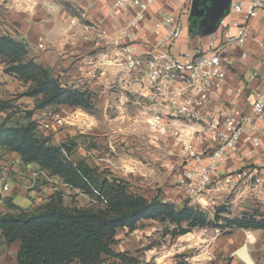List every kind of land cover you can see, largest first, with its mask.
I'll list each match as a JSON object with an SVG mask.
<instances>
[{"label":"built area","instance_id":"obj_1","mask_svg":"<svg viewBox=\"0 0 264 264\" xmlns=\"http://www.w3.org/2000/svg\"><path fill=\"white\" fill-rule=\"evenodd\" d=\"M191 1L111 0L107 16L127 18L110 41L114 50L103 44L108 31L102 19L91 23L72 19L68 28L72 37L75 25L89 29L100 48L97 57L86 62L89 78L106 77L113 68L140 85L139 91L131 90L139 95L134 103L150 132L175 148L176 182L187 197L214 204L221 194L243 185L264 194V151L260 162L229 168L233 158L252 156L264 136V0H231L215 31L192 35L195 41L176 52L174 48L188 37L184 18ZM158 2L169 3L170 8L153 10ZM78 12L79 18H86L84 11ZM249 42L258 49L252 57L262 70L254 67L240 74L234 62L237 54L248 58ZM40 113L35 121L43 130L66 123L58 113ZM5 170L0 168V212L10 190ZM39 178L71 187L40 167L33 170L26 187L34 189Z\"/></svg>","mask_w":264,"mask_h":264},{"label":"rangeland","instance_id":"obj_2","mask_svg":"<svg viewBox=\"0 0 264 264\" xmlns=\"http://www.w3.org/2000/svg\"><path fill=\"white\" fill-rule=\"evenodd\" d=\"M36 1L39 8L45 5L41 2L42 0ZM68 7L70 8L71 5ZM0 34L3 33L0 32ZM8 36L23 46V52L17 51L18 57H9L7 52L1 53L0 64L3 70L16 65L18 62L34 61L33 53L23 40L16 36ZM39 48L43 49V47ZM37 75L40 73L37 72L34 77L28 76L24 79H19L14 75L22 87L19 93L27 87L35 85ZM108 85L110 87L107 89V94L101 96V101L108 104L105 115L102 112H97L95 116L97 121L94 123L85 114H81L83 111L91 115L82 109L78 110L79 108L65 105H50L44 109H35L34 113L39 112L33 114L32 118L42 116L40 112L45 111L46 114H60L66 123L61 127H53L49 130L37 127V132L43 137L51 136L54 144H60L71 137L75 138L77 145L74 148L72 158L77 160L84 156L90 160L91 164L98 161L99 171H104L109 176L112 174L110 169L123 173L124 169L130 168V162L125 157L126 154H135L136 156L141 154L143 156L142 162L148 169L147 173L134 175L128 179L122 174H117V176L125 178L129 191L140 194L146 199L153 197L162 201L167 199L177 207L181 206L184 201L190 200L193 205L199 207L207 218L206 223L199 226L188 227L186 223H183L182 228L186 231L175 235H173L174 226L156 220L140 221L138 227L133 231H128L127 228L118 229L111 247L115 253H123L128 259L133 260V262L126 261L127 263L124 264H264V228L249 225L254 221L264 222V194L262 191L243 185L239 189H232L230 192L221 194L214 204L206 203L204 198H200L198 203L187 197L176 182L175 165L177 161L172 168L165 162L164 159L168 157L161 156L160 144L154 141L151 132L143 121L141 108L134 103L139 95L137 93L132 95L120 87L121 85H118L117 82L115 85L113 83ZM22 100L29 101L14 103L10 110H0V122L7 112H12L8 123L23 124L25 112L33 109L34 104L37 105L39 101L35 102V98L26 96H23ZM110 116L122 129L115 139L107 134ZM83 118L88 119L84 125L85 128L82 127L81 119ZM87 126L99 130V136L95 135L98 138L96 143L89 139L90 136L85 140L76 134L83 129L84 131L90 130ZM69 132L72 135L69 136ZM125 136L129 137L127 139L133 138L131 143H126V140L123 139ZM92 137L95 138L94 135ZM155 153L160 158L154 159ZM115 166L118 169H115ZM7 170L5 171L9 176ZM175 174L176 178L174 177ZM60 182L65 184L61 180ZM52 185L53 188L57 186L54 191L57 192L61 202L66 207L100 209H108L109 207L106 200L97 202L91 194L80 192L73 187L67 188L55 183ZM26 204L27 202H25ZM241 223H246V225H241ZM18 245V242L6 245L0 234V264H18L16 262Z\"/></svg>","mask_w":264,"mask_h":264},{"label":"trees","instance_id":"obj_3","mask_svg":"<svg viewBox=\"0 0 264 264\" xmlns=\"http://www.w3.org/2000/svg\"><path fill=\"white\" fill-rule=\"evenodd\" d=\"M17 51L23 52V46L8 35L0 34V54L7 52L9 57H18ZM4 72L19 79L34 77L39 72L36 84L16 96L33 97L39 104L25 112V122L20 125L8 123L12 112H7L0 122V149L17 153L23 164H37L49 175L91 194L97 202L109 203L108 209L69 208L54 191L44 203L24 209L7 197L5 210L0 212V234L6 245L19 242L18 264H124L133 260L123 253H115L111 247L118 229L133 231L140 221L156 220L174 226L175 235L186 231L183 223L188 227L206 223L205 214L190 200L177 207L157 197L146 199L129 191L125 179L109 176L84 160H74L75 138L53 144L51 136L43 137L37 132V122L32 118L35 109L65 105L90 112L95 102L88 90L63 85L49 68L33 60L18 62ZM15 99H0V110H10ZM249 225L264 228L263 221Z\"/></svg>","mask_w":264,"mask_h":264},{"label":"crops","instance_id":"obj_4","mask_svg":"<svg viewBox=\"0 0 264 264\" xmlns=\"http://www.w3.org/2000/svg\"><path fill=\"white\" fill-rule=\"evenodd\" d=\"M110 1L111 0H42L41 2H43V4L45 3V5L42 4L43 7L39 8V4L36 0H0V32L5 35L16 36L23 40L27 44L31 53H33L34 61L49 68L52 76L58 78L63 85L81 90H88L95 102L92 111L89 112L81 107L74 108H79L78 110L82 109L90 113L91 115H88L81 111V114H85L93 123L97 121V118L95 117L97 112H102V114L104 113L105 115L107 108L106 105L108 104L101 101V96L107 94V89L110 87L108 84L110 82H112L113 85L117 82L118 85H121L120 87L130 93L131 90H140V85L138 83H135L133 79H129L127 75L121 74L117 69L113 68H108L106 77H99L97 79L89 78L85 73L87 69L86 62L90 58L97 57V53L100 49L94 44V34L89 29H85L82 25H75L73 27L72 31L74 32L75 37H72L70 34L68 26L72 19L84 23H91L102 19L103 25L108 31V36L103 44H108V46L114 50L113 46L109 45L110 41L117 34L127 18L120 14L115 18L108 17L106 13L107 5ZM47 4H54V7L47 8ZM69 5H71L70 8L68 7ZM169 5L170 4H166V2H158L153 5L152 9L166 10L167 8H170ZM78 9L87 14L85 19L79 18ZM235 17L239 18L240 15H235ZM187 36L186 39L182 40L179 45L174 48V51L177 52L183 50L195 41L190 38L192 34L188 31ZM104 45L103 47H105ZM247 46L249 48L248 58L241 59L237 54L234 62V68L240 74L246 73L254 67H259L252 57V54L258 49L251 42H249ZM39 47H43V49H40ZM260 69L262 70V68ZM252 85H256L255 82H252L251 86ZM21 89L22 87L19 80L14 75L5 73L0 64V99H15ZM22 98L23 97L16 98L12 104L29 101L22 100ZM87 120V118L81 119L83 124L82 127L85 128L84 125H86ZM113 120L114 118L110 116L108 121L109 130L107 134L109 137L115 139L122 129L121 126ZM143 121L145 122V118ZM89 129L90 130L86 131H84V129L82 131L80 130L79 132H76V134L85 140L90 136L89 139H91L92 142L98 141L96 136H99V130L97 128ZM124 131L126 130L124 129ZM70 135H72L71 132H69V136ZM92 135H94L95 138H93ZM151 135L154 141L161 146H159L161 148L159 151H162L161 156H164L165 158L168 157L164 160H166L165 162L172 168L176 161H178L175 148L170 142L155 137L152 133ZM127 138L129 137L125 136L123 139L126 140V143H131V139L133 138ZM51 142L54 144V141L51 140ZM253 151L254 154L252 156L242 159L233 158L229 163V168L240 167L252 162H260L261 154L264 151V136L261 138V145L258 148L253 149ZM125 157L126 159L128 158V162H130V168L124 169L123 173L110 169L113 175L117 176V174H122L128 179L134 175L147 173L148 169L142 162L143 156L141 154L138 156L135 154H126ZM158 158H160V156L155 153L154 159ZM77 160H84L91 167L99 168L98 161L95 162L96 164L94 162L91 164L90 160L86 159L84 156L79 157ZM157 163H159V161H157ZM2 167H5L6 170L8 169L7 171L9 173L10 190L7 195L14 204L21 208L26 209L44 203L47 200V197L57 189V186H54L53 188L51 183L39 179L36 188L28 190L26 184L31 178L33 170L38 168V165L35 163L23 164L19 155L15 152L0 149V168ZM115 169H118V167L115 166ZM174 177L176 178V174ZM163 201H167V199H163ZM25 202H27L26 205ZM3 210H5L4 206Z\"/></svg>","mask_w":264,"mask_h":264},{"label":"water","instance_id":"obj_5","mask_svg":"<svg viewBox=\"0 0 264 264\" xmlns=\"http://www.w3.org/2000/svg\"><path fill=\"white\" fill-rule=\"evenodd\" d=\"M200 2H207L209 9V16L202 20L201 29L197 32H194L189 26L190 34H200L207 35L216 30L219 21L228 14L231 0H192L191 7L189 11V17L191 18L193 15H198L196 9L199 7ZM201 11V10H200ZM200 15V14H199Z\"/></svg>","mask_w":264,"mask_h":264},{"label":"flooded vegetation","instance_id":"obj_6","mask_svg":"<svg viewBox=\"0 0 264 264\" xmlns=\"http://www.w3.org/2000/svg\"><path fill=\"white\" fill-rule=\"evenodd\" d=\"M201 10V11H200ZM198 15H193L191 18L189 17V13L185 16L184 21L187 27V31L189 32V26L194 32H197L201 29L202 20L209 16V9L207 2H200L198 9H196ZM200 14V15H199ZM197 33H194V35Z\"/></svg>","mask_w":264,"mask_h":264}]
</instances>
